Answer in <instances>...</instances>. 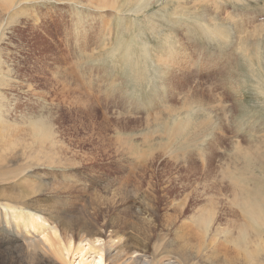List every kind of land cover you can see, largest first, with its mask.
<instances>
[{
	"label": "rangeland",
	"instance_id": "374dc122",
	"mask_svg": "<svg viewBox=\"0 0 264 264\" xmlns=\"http://www.w3.org/2000/svg\"><path fill=\"white\" fill-rule=\"evenodd\" d=\"M13 148L43 159L6 164ZM0 149L131 264H264V224L235 204L264 194V0H0Z\"/></svg>",
	"mask_w": 264,
	"mask_h": 264
},
{
	"label": "bare ground",
	"instance_id": "6f19581e",
	"mask_svg": "<svg viewBox=\"0 0 264 264\" xmlns=\"http://www.w3.org/2000/svg\"><path fill=\"white\" fill-rule=\"evenodd\" d=\"M215 28H210L206 25L203 28L196 27L194 33L216 35L218 30ZM220 32H218V34ZM127 65L129 66V75L132 77L134 86H140L146 80L145 73L142 71L143 68L145 69V66L139 67L137 66L138 64L131 65L129 61ZM134 66H136V68ZM27 154L26 151L24 153L21 148L9 149V160L6 161V164L14 162L17 164V161L23 158H25L24 160L29 159V162L36 161L39 163L43 159H38L36 156H33L34 158L30 156L26 158ZM24 163H26V161ZM20 166L24 168L23 164ZM260 166L264 169L263 163H261ZM26 167L28 166H25V168ZM30 167L32 169L29 168L30 170H26L24 173L18 168L15 169V167L14 169H10V167L8 169V165L6 170L0 171V264H68L65 257L71 258L74 256V250H78L77 252L79 253V259L76 264H97L98 261L100 264H131V261L124 259L125 245H121L119 242L114 241L112 236L107 239L109 235H105L100 222H97L96 225L93 224L89 226L87 223L81 225L70 223L71 227L78 226L82 227L83 230V233H77L76 236H72L71 227L64 224L58 209L43 203V200H41L39 196H42V194H34L38 193L40 190H32L28 193L31 187L27 188L24 186V184H27L26 181L32 176L45 174L44 172L40 173L38 171L40 167L36 165ZM45 175L42 177L45 178ZM12 179L15 181H12ZM36 180L37 182L33 181L32 187L39 188L42 185H46V183H50V181H48L49 179L44 181L46 179H38V177H36ZM54 183L50 184L51 188L56 187ZM36 184L39 185L36 186ZM30 185L31 184H29V186ZM244 194L247 193L245 192ZM27 195H29V197H27ZM235 204L237 207L240 204L241 212L244 217L247 218L246 221L248 223L251 222V224L253 223L254 225H252L261 232L264 224V194L256 198V200L255 198L247 196L241 202L237 200ZM86 226H88V229ZM241 231L242 233L238 234V240L244 241L247 232L243 233L242 225ZM115 233V237L121 238L119 230H116ZM235 238L233 239L236 242ZM242 241L241 243H244ZM222 242L223 241H219L218 239L215 244L218 245ZM147 245L148 242L145 240V246L147 247ZM235 247H237V245ZM136 251L141 253L136 256L139 264H148L147 258L150 255L146 254V250L144 248H136ZM87 254L89 256H86ZM157 261L161 264L159 258ZM161 261L163 262V260ZM166 261V264H181V261L176 258L175 261Z\"/></svg>",
	"mask_w": 264,
	"mask_h": 264
},
{
	"label": "snow or ice",
	"instance_id": "6c2138e0",
	"mask_svg": "<svg viewBox=\"0 0 264 264\" xmlns=\"http://www.w3.org/2000/svg\"><path fill=\"white\" fill-rule=\"evenodd\" d=\"M97 264H100V262L98 261Z\"/></svg>",
	"mask_w": 264,
	"mask_h": 264
}]
</instances>
